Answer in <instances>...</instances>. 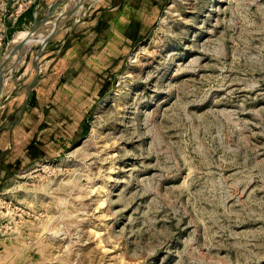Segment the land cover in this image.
Returning <instances> with one entry per match:
<instances>
[{
  "label": "rangeland",
  "instance_id": "rangeland-1",
  "mask_svg": "<svg viewBox=\"0 0 264 264\" xmlns=\"http://www.w3.org/2000/svg\"><path fill=\"white\" fill-rule=\"evenodd\" d=\"M39 1L0 0L4 40L32 10L0 63L71 4ZM148 1L127 12L142 36L86 72L67 148L0 180V264H264V0ZM119 2L86 0L27 47L0 113Z\"/></svg>",
  "mask_w": 264,
  "mask_h": 264
},
{
  "label": "crops",
  "instance_id": "crops-1",
  "mask_svg": "<svg viewBox=\"0 0 264 264\" xmlns=\"http://www.w3.org/2000/svg\"><path fill=\"white\" fill-rule=\"evenodd\" d=\"M45 1L40 0L38 5ZM134 1L120 0L111 12L99 15L91 29L71 40L60 58L48 63L42 76L31 80L27 90L13 96L7 109L0 113V180L17 173L27 163L45 159L51 151L61 155L67 148L68 134L79 131V123H70L69 118L73 116L71 104L83 101L82 85L86 78L89 80L86 72L100 70L98 56L113 46V38L132 42L142 36V18L132 17L129 22L127 18ZM20 16L14 19L15 25L5 27V41L8 33L11 35L10 29L18 31L28 24L29 14ZM82 107L79 105L80 111Z\"/></svg>",
  "mask_w": 264,
  "mask_h": 264
},
{
  "label": "water",
  "instance_id": "water-1",
  "mask_svg": "<svg viewBox=\"0 0 264 264\" xmlns=\"http://www.w3.org/2000/svg\"><path fill=\"white\" fill-rule=\"evenodd\" d=\"M59 1H63V0H58L53 7L59 2ZM81 0H75V4L73 7H69L67 9V11L65 12L64 16L61 18V21L58 22L56 24V26L54 28H51L50 30H48L45 34H42V32L40 33V35H38V37L40 36V40L41 42H47L50 38H52L53 36H55L63 27L64 23H66V21L71 17V15H73L75 9L80 6L81 3H84V1L82 0L81 2H79ZM53 17V14L50 12L48 14V16L43 19L42 21L36 22L35 26L38 28L40 27L42 24H45V22L49 19ZM59 26H61L59 28ZM33 31H35V29H33ZM32 31V33H33ZM38 31V29L36 30ZM27 43H20L19 45L15 46L14 48H11L8 53L7 56L5 57V59L0 63V82H1V86L4 83L5 80V76L7 75L8 72H10L11 70H13V68H15V66L20 62L21 57H23L25 50L27 49ZM20 51V57L19 59L13 63L12 65L6 66V62L7 60L13 56L14 53ZM2 91V88L0 87V93Z\"/></svg>",
  "mask_w": 264,
  "mask_h": 264
},
{
  "label": "bare ground",
  "instance_id": "bare-ground-1",
  "mask_svg": "<svg viewBox=\"0 0 264 264\" xmlns=\"http://www.w3.org/2000/svg\"><path fill=\"white\" fill-rule=\"evenodd\" d=\"M82 1V0H81ZM81 1H79V2H81ZM83 1H86V0H83ZM74 5L75 4V0H71V4H68V5H66L65 6V12L67 11V9L71 6V5ZM83 3H81L80 4V6L82 5ZM64 11H63V13L62 14H60L59 16H54L53 17V19H49V20H47L46 22H45V24H44V26L45 27H51V28H54V23H55V21L57 20V18H60V20H61V18L64 16ZM39 33V32H38ZM37 32H35V33H31V32H23V34H24V41H23V43L24 42H26L27 43V46L28 47H30V46H32V44H33V42L34 41H39L40 40V36L38 37V35L40 34H38ZM43 34V33H42ZM20 54V51H18L17 52V54L16 55H19ZM19 57V56H18ZM9 60V59H8ZM1 83V82H0Z\"/></svg>",
  "mask_w": 264,
  "mask_h": 264
},
{
  "label": "built area",
  "instance_id": "built-area-1",
  "mask_svg": "<svg viewBox=\"0 0 264 264\" xmlns=\"http://www.w3.org/2000/svg\"><path fill=\"white\" fill-rule=\"evenodd\" d=\"M19 14H22V11L19 13ZM12 16V15H11ZM20 16V15H19ZM5 28V27H4ZM4 32H5V30H4ZM1 38H0V50L2 49V47H3V45L5 44V40H4V35L3 34H1V36H0Z\"/></svg>",
  "mask_w": 264,
  "mask_h": 264
},
{
  "label": "trees",
  "instance_id": "trees-1",
  "mask_svg": "<svg viewBox=\"0 0 264 264\" xmlns=\"http://www.w3.org/2000/svg\"><path fill=\"white\" fill-rule=\"evenodd\" d=\"M31 11H32V10L28 11L29 16H30Z\"/></svg>",
  "mask_w": 264,
  "mask_h": 264
}]
</instances>
